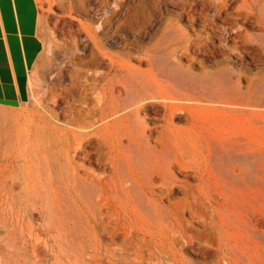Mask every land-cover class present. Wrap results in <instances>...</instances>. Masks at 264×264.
Returning <instances> with one entry per match:
<instances>
[{"label": "rangeland", "instance_id": "rangeland-1", "mask_svg": "<svg viewBox=\"0 0 264 264\" xmlns=\"http://www.w3.org/2000/svg\"><path fill=\"white\" fill-rule=\"evenodd\" d=\"M39 3L31 99L0 120L91 109V138L55 198L0 128V264H264V0Z\"/></svg>", "mask_w": 264, "mask_h": 264}, {"label": "bare ground", "instance_id": "bare-ground-1", "mask_svg": "<svg viewBox=\"0 0 264 264\" xmlns=\"http://www.w3.org/2000/svg\"><path fill=\"white\" fill-rule=\"evenodd\" d=\"M102 14H106L105 9L102 10ZM84 26L88 31V33H86V40L89 41L93 37L92 27ZM98 47L100 53L105 54L104 48L102 49L101 46ZM73 57L74 55L70 57V62L73 60ZM82 72L83 71L77 73ZM80 75L78 74L79 77ZM82 75L83 77L80 79L85 83L89 81H91V84L101 82V87L104 90L107 79L106 75L101 74L100 80L93 78L92 75H87V73H82ZM55 98L56 97H54L53 100H55ZM105 103L106 100L103 96L101 100L102 107L99 110V121L104 120L108 115L105 111ZM10 113L15 117L10 120H0V128L13 131L22 143L26 145V150H30V153L33 154V162L35 165L41 166L42 170L45 172L47 171L49 190L54 197L56 198L58 194L62 192V189L71 190V188L75 186L78 177V167L73 158L81 152L82 147L89 142L91 138V132L89 130L91 125L86 121V117L93 115L92 110L86 109L83 112L79 111L80 115L84 116L82 119L84 124L80 125L77 123V120L74 119L65 123H59L57 122V115L49 110L26 114ZM5 166H7L6 163L0 164V191L3 190L7 184V170L4 168ZM55 183L59 187H54ZM0 197H2V194H0ZM35 241L39 240L37 239ZM88 246L91 248V256L100 254L108 256L110 254L109 249L107 247H102L97 239L90 240Z\"/></svg>", "mask_w": 264, "mask_h": 264}, {"label": "crops", "instance_id": "crops-1", "mask_svg": "<svg viewBox=\"0 0 264 264\" xmlns=\"http://www.w3.org/2000/svg\"><path fill=\"white\" fill-rule=\"evenodd\" d=\"M43 51L39 0H0V103L30 101L32 72Z\"/></svg>", "mask_w": 264, "mask_h": 264}]
</instances>
